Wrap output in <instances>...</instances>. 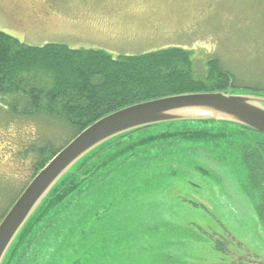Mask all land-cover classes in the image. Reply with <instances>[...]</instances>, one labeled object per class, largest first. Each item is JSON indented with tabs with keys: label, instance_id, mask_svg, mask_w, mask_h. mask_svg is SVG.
<instances>
[{
	"label": "rangeland",
	"instance_id": "obj_1",
	"mask_svg": "<svg viewBox=\"0 0 264 264\" xmlns=\"http://www.w3.org/2000/svg\"><path fill=\"white\" fill-rule=\"evenodd\" d=\"M6 2L16 21L0 3V31L25 44L62 43L113 57L180 46L191 51L194 76L202 78L216 60L233 75L231 93L264 94V0ZM2 97L0 214L31 176V156L20 153L41 140L57 147L70 136L60 122L18 120ZM186 125L161 123L132 133L137 140L127 158L89 174L82 193L66 206L65 221L45 240L46 230L43 242L16 264L264 263V222L239 149L264 143V135L228 123ZM174 130L175 142L168 140ZM155 132L162 133L160 143L142 140ZM136 160L142 162L131 163ZM74 219L77 224L68 225ZM77 244L83 255L73 252Z\"/></svg>",
	"mask_w": 264,
	"mask_h": 264
},
{
	"label": "trees",
	"instance_id": "obj_2",
	"mask_svg": "<svg viewBox=\"0 0 264 264\" xmlns=\"http://www.w3.org/2000/svg\"><path fill=\"white\" fill-rule=\"evenodd\" d=\"M190 52L180 46H168L113 57L102 49H74L62 43L31 46L0 31V95L8 113L15 118L18 116V120L43 118L60 122L70 132L57 147L41 140L20 153V156H31L30 163L33 161L31 176L22 189L68 141L115 110L154 98L225 90L228 84L235 86L233 75L216 60L209 63V70L202 78L194 76ZM241 161L247 169L250 187L261 189L256 211L264 222V143H243ZM81 193L61 207H66ZM11 204L4 208L0 219ZM63 213L65 211L61 210L53 220L59 218L57 223L65 221L66 217L61 218ZM33 238L30 236L26 241L23 252H27ZM79 247L77 244L74 250L80 252ZM21 252L13 264L26 253L22 252V255Z\"/></svg>",
	"mask_w": 264,
	"mask_h": 264
},
{
	"label": "water",
	"instance_id": "obj_3",
	"mask_svg": "<svg viewBox=\"0 0 264 264\" xmlns=\"http://www.w3.org/2000/svg\"><path fill=\"white\" fill-rule=\"evenodd\" d=\"M232 91L235 90L154 98L115 110L84 128L36 172L1 218L0 264L14 263L35 230L83 190V182L89 174L108 162L115 164L114 160L126 159L124 153L136 144L134 132L161 123L181 127L228 123L264 135V94H233ZM177 134L172 131V139L168 140L175 142L172 136ZM123 136L126 137L113 144ZM161 136V132H155L142 140L160 143ZM109 144L111 150L93 162L96 154ZM77 161L79 165L71 170ZM84 170L88 172L86 175H82Z\"/></svg>",
	"mask_w": 264,
	"mask_h": 264
},
{
	"label": "flooded vegetation",
	"instance_id": "obj_4",
	"mask_svg": "<svg viewBox=\"0 0 264 264\" xmlns=\"http://www.w3.org/2000/svg\"><path fill=\"white\" fill-rule=\"evenodd\" d=\"M0 3L3 5V9H4V11L5 12H7L8 11V15L11 17V18H13V19H11V20H15L16 21V18L14 17V15L11 13L12 11H10V9L12 8V6H11V4H10V2H6V0H0ZM242 146H243V143L242 144H240L239 145V149H240V157H241V151H242ZM160 176V175H159ZM188 182H193V183H190L191 185H195V184H197V183H195L193 180H188ZM149 183V182H148ZM187 183V182H186ZM248 186H249V188H250V190H252V192L254 193V195H253V197L255 198V203H254V207L256 208L257 207V205L259 204V197H260V193H261V189L260 190H256V189H252L251 187H250V185L248 184ZM189 201H191V202H193V200L190 198L189 199ZM256 215H257V211H256ZM257 218H258V216H257ZM259 220H260V218H258ZM262 221V220H261ZM244 255H248L246 252H244ZM250 255V254H249ZM248 255V256H249ZM249 259V258H248ZM245 261H243V262H241V263H236V264H256L257 262H252L251 260H250V263H244Z\"/></svg>",
	"mask_w": 264,
	"mask_h": 264
},
{
	"label": "crops",
	"instance_id": "obj_5",
	"mask_svg": "<svg viewBox=\"0 0 264 264\" xmlns=\"http://www.w3.org/2000/svg\"><path fill=\"white\" fill-rule=\"evenodd\" d=\"M70 208H73V207H70ZM74 209H75V208H74ZM74 209H72V210H74ZM69 210H70V209H69ZM77 222H78V220H77V219H74V220L70 221V222L68 223V225H76ZM79 237L81 238V236H79ZM81 248H83V247H79L80 250H81Z\"/></svg>",
	"mask_w": 264,
	"mask_h": 264
}]
</instances>
